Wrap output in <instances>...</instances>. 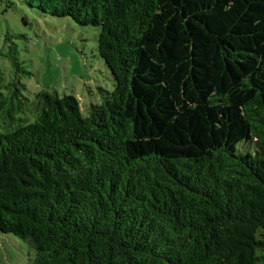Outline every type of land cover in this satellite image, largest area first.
<instances>
[{"label": "trees", "instance_id": "trees-1", "mask_svg": "<svg viewBox=\"0 0 264 264\" xmlns=\"http://www.w3.org/2000/svg\"><path fill=\"white\" fill-rule=\"evenodd\" d=\"M23 1L99 28L115 89L84 117L0 84V234L30 264H264V0Z\"/></svg>", "mask_w": 264, "mask_h": 264}, {"label": "rangeland", "instance_id": "rangeland-1", "mask_svg": "<svg viewBox=\"0 0 264 264\" xmlns=\"http://www.w3.org/2000/svg\"><path fill=\"white\" fill-rule=\"evenodd\" d=\"M99 34V28L82 27L71 18L40 14L23 0H0V84L13 82L33 114L36 96L48 92L74 96L87 117L90 107L115 89L99 57ZM36 254L29 242L0 234V264H30Z\"/></svg>", "mask_w": 264, "mask_h": 264}]
</instances>
